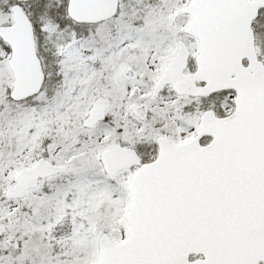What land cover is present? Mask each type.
<instances>
[{
    "label": "rangeland",
    "instance_id": "rangeland-1",
    "mask_svg": "<svg viewBox=\"0 0 264 264\" xmlns=\"http://www.w3.org/2000/svg\"><path fill=\"white\" fill-rule=\"evenodd\" d=\"M64 1L49 0L54 9L63 8ZM188 1L118 0L116 16L94 25L74 24L66 14L63 25L44 24L37 14L35 42L46 83L22 103L9 99L12 75L0 42V225L6 227L7 239L17 241L16 247L0 242V264H94L101 234L125 239L126 187L133 170L111 182L102 173L99 154L118 143L148 158L156 138L180 143L196 133L199 99L177 96L170 87L150 99L177 41L188 48V71L194 70L198 44L184 34L189 19L180 17L176 30L169 27L171 12ZM14 3L37 9L35 0H0V26L9 23ZM255 27L260 32L256 50L264 63V19ZM126 68L135 72L134 80L123 78ZM97 97L110 102L106 119L94 130L82 129ZM141 103L148 109L144 122L133 113ZM230 110L223 105L224 114ZM39 158L70 164L71 173L41 180L20 202L2 201L16 172Z\"/></svg>",
    "mask_w": 264,
    "mask_h": 264
},
{
    "label": "water",
    "instance_id": "water-1",
    "mask_svg": "<svg viewBox=\"0 0 264 264\" xmlns=\"http://www.w3.org/2000/svg\"><path fill=\"white\" fill-rule=\"evenodd\" d=\"M117 6V0H68L66 11L77 24H96L114 17ZM260 9L264 0H190L172 12V29L178 16L192 18L186 34L199 43L196 71L183 73L189 53L179 41L151 99L167 85L193 98L229 90L235 93V110L225 118L205 111L196 137L186 144L157 139L156 159L142 165L128 184L127 239L120 244L102 235L97 264H264V67L251 29ZM10 12L12 24L0 26V40L11 53L10 98L19 102L40 92L44 75L31 22L19 5ZM124 77L133 80L135 74L126 69ZM108 106L96 99L82 127L93 129L103 121ZM134 114L145 120L146 106H137ZM204 136L211 143L203 147ZM100 162L110 180L140 165L134 150L119 145L102 152ZM68 172L70 166L39 160L16 174L18 186L5 196L23 198L38 178ZM4 231L0 227V235ZM191 255L202 259L189 262Z\"/></svg>",
    "mask_w": 264,
    "mask_h": 264
},
{
    "label": "trees",
    "instance_id": "trees-1",
    "mask_svg": "<svg viewBox=\"0 0 264 264\" xmlns=\"http://www.w3.org/2000/svg\"><path fill=\"white\" fill-rule=\"evenodd\" d=\"M35 4L37 6V9L36 8L35 9L30 8L29 4H27V3L24 4V10L27 13V15L30 17L35 32L37 31L38 23H40V21H38L37 17L35 18V16L39 15L40 16L39 19L44 21V24H50V25L60 26L62 24V21H64V20L66 21V19H64L65 18L64 9L58 8L57 11L54 13L52 3H50L49 0H35ZM63 6H64V3H63ZM262 18L264 19V11L261 12V14L259 16V21H261ZM256 24H257V22H256ZM255 30H256V27H255ZM256 32H257V34L260 33L258 31H256ZM221 98H222V100H225L226 104H229V103L231 104V102L229 101V99L227 98V95L225 93L221 94L220 100H221ZM151 152H153V154L156 152L154 144H152Z\"/></svg>",
    "mask_w": 264,
    "mask_h": 264
},
{
    "label": "flooded vegetation",
    "instance_id": "flooded-vegetation-1",
    "mask_svg": "<svg viewBox=\"0 0 264 264\" xmlns=\"http://www.w3.org/2000/svg\"><path fill=\"white\" fill-rule=\"evenodd\" d=\"M244 65H246V63L244 62L243 63ZM64 165H66V164H64ZM70 167H71V165L70 164H68ZM71 170H72V168H71ZM65 176H67V175H57V176H55L54 178H63L64 179V177ZM3 226V225H2ZM7 229H6V233H5V235H2L1 237H0V242L3 240V241H7V244L9 245V246H11V247H16L17 246V241L15 240V239H13V238H10V239H7ZM198 258H200L199 256L196 258V257H194V256H191L189 259H190V261H194V260H196V259H198ZM259 264H262V263H259Z\"/></svg>",
    "mask_w": 264,
    "mask_h": 264
}]
</instances>
